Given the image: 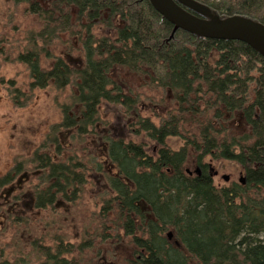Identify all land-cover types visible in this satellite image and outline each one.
<instances>
[{
	"label": "trees",
	"instance_id": "trees-1",
	"mask_svg": "<svg viewBox=\"0 0 264 264\" xmlns=\"http://www.w3.org/2000/svg\"><path fill=\"white\" fill-rule=\"evenodd\" d=\"M11 1L45 15L43 28L27 31V45L16 52L30 85L43 88L53 79L62 89L71 73L79 79L73 102L80 118L63 107L54 125H78L85 133V126L99 119L102 100L122 112V132L104 136L113 171L101 208L116 206L106 237L118 238L121 229L132 242L123 264H264V57L239 40L197 37L182 29L171 36L172 24L149 0ZM197 1L219 14L264 24V0ZM60 33L75 37L83 62L71 67L56 56L44 71L39 56L48 55ZM122 71L142 78L137 86L155 89L156 105L169 93L171 106L152 117L140 114L154 108L133 90L136 86L117 80ZM37 149L30 161L53 181L46 190L56 191H44L46 202L57 194L74 195L87 165L75 155L52 160ZM221 160L236 163L243 181L215 183L213 162ZM169 227L178 245L165 239ZM55 249L45 248L49 264H78L71 243L58 240Z\"/></svg>",
	"mask_w": 264,
	"mask_h": 264
},
{
	"label": "rangeland",
	"instance_id": "rangeland-1",
	"mask_svg": "<svg viewBox=\"0 0 264 264\" xmlns=\"http://www.w3.org/2000/svg\"><path fill=\"white\" fill-rule=\"evenodd\" d=\"M42 1L47 4L49 0ZM43 16L44 13L40 16L30 13L23 5L15 6L11 0H0V78L13 81L8 87L0 82V176L16 163L21 164L20 171L11 174L13 180L0 187V262L49 264L44 256L45 248L57 250L55 244L59 240L73 245L71 255L77 259L78 264H123L131 254L132 242L121 229L118 238L106 237L112 231L109 226L116 206L109 211L101 208L110 192L101 187L104 182H98L83 148H78L76 153L82 156L79 158L87 168L84 178H81L83 182L76 181L79 189L75 194H69L70 197L57 194L52 204L47 203L43 207H36L33 203L34 193L50 188L53 181L47 179L46 170H42L38 162L30 161V157L42 143L41 149H37L39 152L47 153L52 160L65 158L71 149L61 147L58 150L55 144H50V136H46L49 131H53L52 126L61 120L63 107H68L71 115L78 113V104L73 102L78 93L76 83L79 80L74 78L75 73L69 75V84L62 89L56 88L51 80L43 88L32 87L26 66L15 59L18 54L16 52L27 45L26 32L43 28L40 21ZM48 50V55L41 53L39 56L42 69L51 67L56 56H61L72 66H79L83 62L76 39L70 34L60 33L49 44ZM124 78L136 86L133 87L136 93L143 94L140 98L149 109L154 108L151 109L154 111L141 109L140 114L150 113L152 117L153 113L163 114L167 106H171L169 93L156 105L153 95L155 89L137 86L142 78L134 76L130 71H122L117 80L125 82ZM15 95H19L18 103L12 98ZM109 105L102 100L98 106L99 121L96 124L102 122L110 133L122 132L123 127L117 123V116L122 112L108 108ZM57 131H62L61 138L56 137L62 146H69L68 141H73L77 132L62 127H57ZM80 137L77 135V138ZM85 141L89 144L92 140L87 138ZM96 145L100 146L101 142L96 140ZM213 169L217 172L214 177L217 184H226L242 176L240 168L232 161H214ZM44 171L46 176L42 175ZM107 171H113L111 166ZM224 175L229 176L228 181L222 178ZM18 176L21 178L20 184L16 183ZM12 185V192L8 194ZM39 200L46 201V198L42 196Z\"/></svg>",
	"mask_w": 264,
	"mask_h": 264
},
{
	"label": "water",
	"instance_id": "water-1",
	"mask_svg": "<svg viewBox=\"0 0 264 264\" xmlns=\"http://www.w3.org/2000/svg\"><path fill=\"white\" fill-rule=\"evenodd\" d=\"M149 2L172 24L171 36L175 30L182 29L197 37L239 40L264 57V24L256 19L240 14H219L212 7L197 0ZM198 170L195 168L196 172Z\"/></svg>",
	"mask_w": 264,
	"mask_h": 264
},
{
	"label": "flooded vegetation",
	"instance_id": "flooded-vegetation-1",
	"mask_svg": "<svg viewBox=\"0 0 264 264\" xmlns=\"http://www.w3.org/2000/svg\"><path fill=\"white\" fill-rule=\"evenodd\" d=\"M16 58V57H15ZM23 63V62H22ZM69 63V62H68ZM24 65H25V63H23ZM70 64V63H69ZM26 66V65H25ZM53 66V65H52ZM51 66V67H52ZM71 67H73L72 65H70ZM51 67H49L48 69H42L41 68V66H40V68L42 69V70H44V71H46V70H49V69H51ZM26 68H27V66H26ZM28 70V69H27ZM28 74H29V71H28ZM29 78H30V76H29ZM10 81V79H5V78H0V82H4L5 83V85L8 87V85H11L12 83H10L9 82ZM50 82H53V79H51V81ZM54 83V82H53ZM54 85H55V83H54ZM75 96H77V94H75ZM73 97V96H72ZM19 101V100H18ZM104 102H107L106 100H103ZM108 103V102H107ZM78 106H79V104H78ZM108 108H112V107H109L108 106ZM113 109V108H112ZM116 110V109H115ZM79 113V112H78ZM72 114L73 115V117L75 118V120L76 119H78V118H80V115L79 114ZM70 116H71V114H69ZM121 116V115H120ZM120 116H117V123H120ZM80 120V119H79ZM97 121H99V119L97 120ZM97 121L95 122V124L94 125H90V124H87L85 127H86V132L85 133H81V131H79V126L78 125H75V126H73V127H69V128H66L68 131H76L77 130V132H76V134H75V138L73 139V141H68V143H69V146H62L60 143H59V141L57 140V136H61L62 134H60L62 131H57L56 132V126L55 125H53L52 127H53V131L52 132H48V134H47V136L46 137H48V136H50V144H55L56 146H61V147H66V148H70L71 149V151L68 153V154H66V156H68V155H75V157L77 156V158H79V157H81L82 158V156H80V155H78L77 153H76V150L78 149V148H83V151L85 152V154H88V158H87V160H88V164L90 165V163H91V166H90V168L91 169H93V172L96 174V176H97V180H98V182H104V183H102L101 184V187H103V188H105L106 187V177H107V175L109 174V172L107 171V169L109 168L108 167V159L106 158V155H105V152H106V140L104 141V136H106V134H107V132H108V129H107V127L106 126H104L103 125V123L102 122H99L98 124H96L97 123ZM59 122V121H58ZM122 127H123V125H121ZM65 129V128H64ZM94 133V134H92V133ZM117 132L118 131H115V133H113V134H117ZM77 135L78 136H81L80 138H77ZM84 135V137H83V140L82 141H80L81 139H82V136ZM87 136V137H86ZM61 138V137H60ZM87 138H90L92 141H89V144L85 141V139H87ZM47 140H48V138H47ZM96 140H99L100 142H101V145L100 146H98L97 147V145H96ZM91 142V143H90ZM41 145H42V143L40 144V146H38V148H40L41 149ZM90 145H92V146H90ZM35 151V150H34ZM39 153H43V152H39ZM94 161V163H96L97 165H95V164H92V162ZM21 164L20 163H16L15 165H13V167H11L9 170H10V172H8L7 170V172H5L3 175H1L0 176V180L2 181V179L3 178H5V176L7 175V174H9V176H7V177H9L10 178V180L9 181H7L6 183H10L12 180H13V176L11 175L12 173H16V172H18V171H20V169H21ZM87 168V167H86ZM111 168H113L112 166H111ZM90 170V169H89ZM241 172V171H240ZM216 173L217 172H215L214 173V175H216ZM242 173V172H241ZM43 175V174H42ZM225 181H228L229 180V176H227V175H224L223 177H222ZM242 179V180H241ZM21 181V178H20V176H18V178H17V180H16V183H18L19 182V184L21 183L20 182ZM52 181V180H51ZM231 181H236V182H242L243 181V177L242 176H239V178L238 179H236V180H234V179H231L229 182H231ZM6 183H3V184H0V187L1 186H3V185H5ZM11 185V184H10ZM14 185V184H13ZM13 185L12 186H10L9 187V191H8V194L9 193H11L12 191V187H13ZM99 190L101 191V188H99ZM44 191H49V192H51V193H55L56 191H54V190H46V189H42V190H40V191H37V192H35L34 194V198H33V203H38V204H36V205H34V206H36V207H43L45 204H47V202L46 201H44V200H39V197H42L43 195V193H44ZM37 194V195H36ZM37 198H36V197ZM57 198V197H56ZM55 200H53V202H54ZM56 201H58V200H56ZM32 202V201H31ZM30 202V203H31ZM53 202H51V204L53 203ZM39 203L41 204V205H39ZM43 204V205H42ZM39 205V206H38ZM168 234H170V235H168ZM164 237H165V239L167 240V241H172L173 242V244L175 245H178V240L177 239H175L174 238V231H173V229L172 228H167L165 231H164Z\"/></svg>",
	"mask_w": 264,
	"mask_h": 264
}]
</instances>
